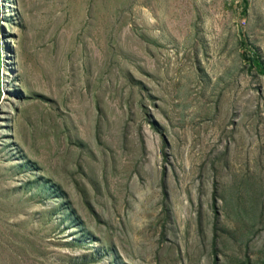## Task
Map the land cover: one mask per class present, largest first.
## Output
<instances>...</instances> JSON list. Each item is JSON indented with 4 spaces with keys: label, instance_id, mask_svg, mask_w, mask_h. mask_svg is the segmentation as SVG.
<instances>
[{
    "label": "rangeland",
    "instance_id": "1",
    "mask_svg": "<svg viewBox=\"0 0 264 264\" xmlns=\"http://www.w3.org/2000/svg\"><path fill=\"white\" fill-rule=\"evenodd\" d=\"M1 0L0 264H264V0Z\"/></svg>",
    "mask_w": 264,
    "mask_h": 264
},
{
    "label": "trees",
    "instance_id": "2",
    "mask_svg": "<svg viewBox=\"0 0 264 264\" xmlns=\"http://www.w3.org/2000/svg\"><path fill=\"white\" fill-rule=\"evenodd\" d=\"M240 3V5H243L242 7V13H246V9L244 7L245 0H236ZM241 37L239 41V45L242 49L241 51V57L246 64L255 71L258 75L262 76L264 78V64L261 61L258 53L254 48L251 47L250 42L245 37V35L241 32Z\"/></svg>",
    "mask_w": 264,
    "mask_h": 264
},
{
    "label": "water",
    "instance_id": "3",
    "mask_svg": "<svg viewBox=\"0 0 264 264\" xmlns=\"http://www.w3.org/2000/svg\"><path fill=\"white\" fill-rule=\"evenodd\" d=\"M1 17H2V13H1V0H0V30H1ZM1 37H0V47H1Z\"/></svg>",
    "mask_w": 264,
    "mask_h": 264
}]
</instances>
